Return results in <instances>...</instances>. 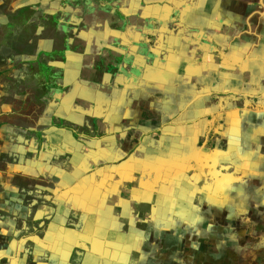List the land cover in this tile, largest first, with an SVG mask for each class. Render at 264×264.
I'll use <instances>...</instances> for the list:
<instances>
[{"label":"rangeland","instance_id":"374dc122","mask_svg":"<svg viewBox=\"0 0 264 264\" xmlns=\"http://www.w3.org/2000/svg\"><path fill=\"white\" fill-rule=\"evenodd\" d=\"M73 1L77 2L0 0V264H127L122 260L131 252L139 253L137 264H264V15L250 21L252 34L242 33L247 31V16L261 9L257 0H220V4L219 0H200L196 11L188 15V23L197 31L185 35L182 42L177 37L169 43L173 61L180 63L164 81L156 79L157 83L136 93L140 109L161 106L170 111L160 121L173 119L175 113L203 98V104L191 106L195 108L186 119L204 114L203 119L210 118L214 138L227 140V148L217 141L214 153L217 162L232 169L230 188L222 197L210 199L208 213L203 211L204 202L196 198L198 213L187 218L192 223L185 227L178 218L172 224V209L161 211L169 206L158 195L150 212L126 213L122 208L126 191L135 183L126 177L120 178L114 192L122 209L112 219L104 195L98 203L88 191L86 200L80 202L78 191L94 188L96 180L89 175L78 178V160L95 155V140L107 134L96 128L86 132L77 114L71 121L53 117L52 93L44 81L46 66L53 59L46 56V43L52 40L61 48L64 30L73 28L77 35L83 27L66 18ZM88 29L83 27L86 33ZM192 63L197 65L187 73ZM222 64L232 66L229 73ZM222 79L229 81L228 90L211 94L213 82ZM164 94H170L168 99ZM146 136L143 139L137 128L119 130L117 150L127 156L135 147L137 156L152 161L155 152L145 148ZM174 164L188 172L192 169L185 158ZM126 166L121 170L125 172ZM150 166L157 174L163 168L159 162ZM181 177L176 182L157 178L150 187L142 179V185L158 191L170 183L177 197L179 185L186 182ZM200 179L203 189L219 194V189L208 186L207 176ZM184 203L183 199L175 204ZM100 224H106L105 231L98 228ZM112 235L119 245L111 255L107 254L110 247L104 252L93 244ZM73 249L80 252L71 259Z\"/></svg>","mask_w":264,"mask_h":264},{"label":"flooded vegetation","instance_id":"af4514ba","mask_svg":"<svg viewBox=\"0 0 264 264\" xmlns=\"http://www.w3.org/2000/svg\"><path fill=\"white\" fill-rule=\"evenodd\" d=\"M198 3L200 0H82V2L77 0L69 3L70 9L66 18L71 22L79 21L81 27L90 30L88 29L86 33L82 27L77 31V35L73 32V28L64 30L61 48H57L58 44L50 40L51 49L47 51L53 52L56 60L52 59L47 64L48 70L44 71L46 73L44 81L52 93L51 108L56 115L53 117L67 118L71 121V117L77 114L84 120L81 125L86 127V132L96 128L101 134H107H99L102 139L95 140L97 143L95 155H83L78 160V178L88 179L89 175V178L93 177L96 180V186L88 188L89 190L86 188L82 189L83 191L79 190L77 195L82 198L80 202L85 201V194L90 191V195L98 203H101L104 195L107 202L103 203H107L113 211L110 215L107 214L111 219L117 210L122 208H125V212L130 216H135L141 211L143 213L144 209L150 212L151 208H154L156 199L154 196L158 195L163 201L162 204L169 206L163 207L165 210L161 211L172 209L173 212L169 213L174 218L172 224L179 219V225L185 227L192 223L191 219L187 218L198 213V209L194 208L197 203L193 202L196 198L200 197L204 202L203 211L208 213V206H212L210 199L222 197L226 194L225 190L230 188L228 183L232 169L222 161L217 162L214 153L217 141L227 148V140L214 138L209 131L210 118L203 119L204 114H196L191 120L186 119L189 110L193 113L195 108L192 109L191 106L196 102L203 104L205 102L203 98L195 99L189 109L175 113L173 119L162 118L161 121L159 117H167L166 114L170 111H164L161 106L149 107L148 110L140 109L141 107L136 104L138 99L135 101L136 93L141 94L137 92L138 90L145 85L157 83L154 82L156 79L159 82L164 81L174 68L177 61H173L175 56L170 50L169 43H172V38L177 37L182 42L185 35L197 31L193 28V24L188 23L190 22L188 15L196 11L195 7ZM260 8L247 16L245 21L247 31L242 32L243 34H252L250 21L264 15L261 14L263 12L261 6ZM70 25L72 24L69 23L68 26ZM76 38L79 40L74 43ZM58 60H62L61 67L55 65V61ZM227 60L225 62L229 63ZM196 65L192 63L187 68V73H192ZM221 68L229 73L232 66L222 64ZM215 82L212 84L211 94L228 90L229 81L222 79ZM53 88H60V91H52ZM169 95L164 94L163 98L168 99ZM154 98V96L149 98L150 103ZM198 112H201L200 108ZM142 113L147 117L141 119ZM135 128L142 131L143 139L148 133L144 146L154 149L155 155H152V161L137 156L135 147L127 156L123 155V151L117 150V131L123 132L127 129L134 131ZM107 136L110 138L109 141H105ZM83 142L87 144V141ZM226 153L227 150L224 154ZM180 158H185L192 164L190 172L187 168H180L174 164ZM152 162L162 163V171L155 173L150 166ZM124 165H127L125 172L121 170ZM202 175L208 177L210 180L208 186L212 190H220L218 195L203 189L202 179L198 180V176L202 178ZM181 176L183 180L186 178V182L178 184L177 197L171 190L170 183H164L158 191L148 188L157 178L162 177L164 181V178H169L170 182H176L182 179ZM121 177H126L131 184L135 183L126 191L125 207L119 208L114 200V192L118 191L117 184ZM142 179L148 181V187L142 185ZM139 192H142L143 196ZM183 199L186 203L175 204ZM100 207L102 209L101 205ZM102 220L106 221L104 218ZM101 226L102 224L98 228L105 231L106 224L104 227ZM53 231L52 228L50 230L52 241ZM106 231L115 234L113 231ZM113 239V235L110 239L98 238L93 244L100 245L104 252L110 247L107 252L110 254L119 245ZM89 246L92 248L91 244ZM79 252L80 250L73 249L70 258L77 256ZM125 256L127 258L122 261L127 264H137L139 260L138 252H131Z\"/></svg>","mask_w":264,"mask_h":264},{"label":"crops","instance_id":"0c3cea01","mask_svg":"<svg viewBox=\"0 0 264 264\" xmlns=\"http://www.w3.org/2000/svg\"><path fill=\"white\" fill-rule=\"evenodd\" d=\"M50 43H52L51 41H49V42H47L46 43V47H47V49H51V46H49V44ZM46 56H48L49 58H53V60L56 58V56L55 55H53V52H46ZM56 60V59H55ZM56 63H55V65H57V66H59V67H61L62 66V60H58V61H55ZM48 70V66H46V70L45 71H47ZM57 80V79H56ZM56 91V92H58V91H60V88L59 89H55V88H53L52 89V91Z\"/></svg>","mask_w":264,"mask_h":264},{"label":"water","instance_id":"95a60500","mask_svg":"<svg viewBox=\"0 0 264 264\" xmlns=\"http://www.w3.org/2000/svg\"><path fill=\"white\" fill-rule=\"evenodd\" d=\"M258 2H259V5L262 7V9H263V12L261 13V14H263L264 13V3H263V0H258Z\"/></svg>","mask_w":264,"mask_h":264}]
</instances>
